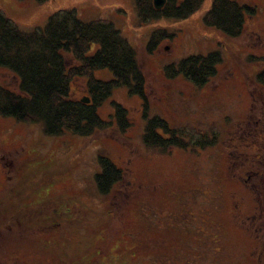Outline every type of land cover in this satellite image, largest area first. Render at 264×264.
Wrapping results in <instances>:
<instances>
[{"label":"rangeland","instance_id":"1","mask_svg":"<svg viewBox=\"0 0 264 264\" xmlns=\"http://www.w3.org/2000/svg\"><path fill=\"white\" fill-rule=\"evenodd\" d=\"M238 1L255 14L234 39L204 25L213 0L187 20L147 23L139 19L136 0H0V9L25 32L65 10L85 22L112 23L137 51L150 116L216 139L205 149L162 153L147 147L144 101L125 88L100 108L108 119L112 100L124 105L132 122L125 133L114 125L90 139L70 132L49 136L41 124L0 114V204L5 198L11 203L0 205V264H264V139L253 140L244 129L252 95L264 96L256 81L262 66L250 61L264 56V0ZM158 29L175 36L149 55L145 47ZM215 51L223 62L207 87L166 77L167 65ZM96 77L107 81L113 74L102 69ZM18 85L13 72L0 68V86L16 91ZM87 94L86 80L77 79L72 96ZM255 114L253 121L264 117L261 108ZM237 144L242 160L254 157L260 164L246 161L253 172L237 166L238 176L249 177L248 187L230 170L227 150ZM100 155L124 173L107 197L95 180Z\"/></svg>","mask_w":264,"mask_h":264},{"label":"trees","instance_id":"2","mask_svg":"<svg viewBox=\"0 0 264 264\" xmlns=\"http://www.w3.org/2000/svg\"><path fill=\"white\" fill-rule=\"evenodd\" d=\"M45 3L50 0H37ZM205 0H166L161 9H156L154 0H136L141 22L162 19L187 20L200 10ZM255 14L254 8L238 0H213L211 8L203 16L207 28L218 30L229 38H239L245 32L248 16ZM175 35L167 30L153 32L145 47L149 55L155 54L165 41ZM66 55L73 59L72 64ZM250 61L262 67L256 76L257 84L264 89V56H251ZM223 58L219 51L208 55H191L179 63L165 67L169 79L183 77L197 88L207 87L218 76V67ZM0 68L8 69L19 79L18 90L0 86V114L18 122L41 124L49 136H63L66 132L90 139L98 132L107 131L114 125L125 133L132 126L128 109L112 100L113 113L108 119L100 114V108L118 89L125 88L131 96L144 101L143 141L151 149L162 153L173 148L205 149L216 143L206 133L174 129L158 116L149 114L146 77L139 62L136 49L112 23L105 21H83L75 10H65L52 15L46 25L32 32H25L0 9ZM108 69L111 80L96 77V71ZM86 80L87 96L75 99L72 85L77 79ZM249 118L245 133L253 140L264 139V117L251 120L261 108L264 112V96L252 95ZM258 106V107H256ZM263 111V112H262ZM256 143H259L256 141ZM264 144V143H263ZM231 173L236 174L237 166L250 169L256 158L241 159L240 149L228 148ZM259 159L261 153L256 154ZM241 156V157H239ZM100 171L95 180L99 194L107 197L116 184L122 181L124 173L109 158L98 157ZM251 160H253L251 162ZM249 186V177L237 175ZM16 200V197L13 198ZM10 199H3L1 206ZM4 202V203H3ZM11 206V203L8 205ZM25 207H22L24 211Z\"/></svg>","mask_w":264,"mask_h":264},{"label":"water","instance_id":"3","mask_svg":"<svg viewBox=\"0 0 264 264\" xmlns=\"http://www.w3.org/2000/svg\"><path fill=\"white\" fill-rule=\"evenodd\" d=\"M166 0H154V6L156 9H161L165 5Z\"/></svg>","mask_w":264,"mask_h":264}]
</instances>
